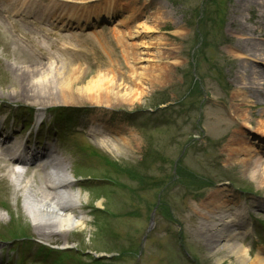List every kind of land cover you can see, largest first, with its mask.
<instances>
[{"label":"rangeland","instance_id":"1","mask_svg":"<svg viewBox=\"0 0 264 264\" xmlns=\"http://www.w3.org/2000/svg\"><path fill=\"white\" fill-rule=\"evenodd\" d=\"M238 1L55 0L71 10L69 19L75 21L59 29L34 0H19L15 6L0 0V121L7 117L5 126L19 134L12 140H30L33 148L37 141L43 146L44 135H55L63 123L53 109H70L65 135L53 150L67 155L72 189L87 197L80 210L83 227L42 237L27 212L23 188L29 179L40 185L44 173L18 174L17 183L10 163L0 160V241L14 239L19 229L28 236L0 244L2 264H55V258L37 254L41 246L52 247L62 264H238L222 248L221 226L216 227L231 224L234 213L247 228L238 242L249 247L252 257L264 248V184L256 177V159L248 167L230 159L236 138L244 137L253 157L264 142V135H258L264 132V100L245 101L251 87L264 95L250 71L254 63L264 70V57L255 62L251 51L258 44L264 50V37H259L264 34V16L259 17L264 0H256L252 10L242 5L237 13ZM109 8L120 12L104 18ZM241 27L247 34L238 40ZM135 52L148 60L143 66L157 68L165 79L124 80L131 79L128 62ZM68 59L79 60L87 71L75 87H84L98 70L114 64L125 88L140 96L121 102L106 95L99 106L94 97L76 91L67 104L55 79L37 87L27 75V68L43 65L49 76L57 62ZM116 64L122 68L115 69ZM32 110L46 118L39 132L33 120L31 128H22L13 119L28 120ZM95 121L116 129L113 144L109 137L100 144V137L90 135ZM124 140L131 147L122 145ZM213 199L223 204L214 215L220 220L210 214ZM152 216L155 227L149 231Z\"/></svg>","mask_w":264,"mask_h":264},{"label":"bare ground","instance_id":"2","mask_svg":"<svg viewBox=\"0 0 264 264\" xmlns=\"http://www.w3.org/2000/svg\"><path fill=\"white\" fill-rule=\"evenodd\" d=\"M55 0H53L50 4H44V1L41 0L37 3L34 0L36 9L41 13L43 12L46 16H50L54 23H52L54 26L55 23H59L61 26L59 29H62L64 26H68L71 23H75V21L70 20L69 18L73 15V13H70L71 10L69 8L66 9V5L63 6L60 4L53 3ZM82 1H96V0H82ZM19 0H10L11 5L18 4ZM256 0H239L237 5L234 7V12L239 11L240 7L242 5L251 7ZM87 3V2H86ZM100 7V6H95ZM23 8L24 5H23ZM103 9V7H101ZM251 9V8H250ZM252 10V9H251ZM84 11V10H83ZM96 11V10H94ZM120 11L115 10L114 8L106 9V12H104V18H111L117 15ZM264 12V6L261 13ZM16 13L20 15L26 14V10L23 11V9H16ZM30 13L28 12L26 16H29ZM263 15H259L260 19L263 17ZM101 18V17H100ZM67 20V24L65 25V22ZM237 14L236 16H233L232 24H235L237 22ZM51 26V25H50ZM58 27V26H56ZM65 27V28H66ZM149 30V29H144ZM247 31L245 28L241 27V34H238V40H242L243 36H246ZM259 37H264V34L259 33ZM75 38V36L73 37ZM75 40V39H72ZM71 40V41H72ZM258 44V43H256ZM259 45V44H258ZM256 45L255 47L251 48V51L253 52L252 57L253 61L255 62H261L262 56L264 57V50ZM140 46V45H139ZM239 51H241L240 48H238ZM135 59L132 60V62H128V65L130 66L131 70V79L127 77L128 79L124 78V80H128L132 83H136V81L140 82H147V83H154L159 82L160 80H164L165 77L163 75V72H160L158 74L157 68L155 67H147L143 66L145 62L148 60L145 59L144 54L141 53H134ZM61 63V65H60ZM55 65V64H54ZM37 66L33 69L27 68V75L33 79V82H36V86L40 87L42 83H51V79H55V82L57 84L58 90L63 97L64 103H70V101L73 96V94L77 91L79 93L78 95H88V97H94L96 100L93 102L96 105H102L103 98L106 97V95L113 94L116 99H119L121 102H131L135 97H139L140 93L137 91H134L131 88H125L124 83L121 82L122 79L118 78V76L114 73V64H111V69H106L104 72L100 73L99 70L95 75H92L90 79L86 82V85L84 87H75L82 83V74L85 71L82 68V63L77 60H65L63 62H57L56 67L54 68V71L51 69V74L54 72V76H48L45 74V67ZM117 66V64H116ZM261 66L256 65V63L253 64L251 67V77L252 80H255L254 85H258L257 80H259V83L262 84L264 88V70L259 69ZM122 67H116L115 69H119ZM102 69V68H101ZM83 71V72H82ZM161 71V70H160ZM82 72V73H81ZM87 72V71H85ZM157 72V73H156ZM124 76V75H122ZM241 77V76H240ZM239 77V78H240ZM50 78V79H49ZM166 78L170 80L171 75L168 73L166 75ZM244 78L242 77L241 81H244ZM84 82V81H83ZM244 83V82H243ZM245 84V83H244ZM246 85V84H245ZM249 88V87H248ZM245 87V89H248ZM250 90H247V98L245 101L248 103H252L253 100H255V103H260L264 100L263 91H259V88L251 87ZM136 93V94H135ZM137 100V99H136ZM108 105V104H106ZM100 127H93L91 129V133L94 136L100 137L99 141L100 144L104 143L108 137L109 140L108 143H112V141H115V138L112 137L111 133H116V129L107 127V126H101ZM261 134L264 135V132H258V135L261 136ZM119 136V135H117ZM244 138V137H243ZM242 137H238L235 139V147L232 149V153L230 155V159H235L238 161L239 164H246L247 167L251 166V160L256 159L255 164V170L258 174L256 177H262V184H264V142L263 145L260 147L261 149L256 151L258 156H252L248 148H245V142ZM9 142L7 139L4 141V143ZM122 145L131 147L130 142L126 143L125 140L123 141ZM248 143H250V140H247ZM259 144V143H258ZM9 145V143H7ZM15 151L12 160L14 162H18L19 164H22L23 161L26 160H34V159H40V157L48 158L50 161V165L52 168V172L46 173L45 179L43 181H40V185H36L35 181L33 179H29L25 181L24 191L27 194L26 197V208L27 212L32 218V220L36 223V226H38L40 230V235L45 238H51L55 237V235H59L60 233H67L72 232L74 230H77L86 223L85 214L82 213L81 207L83 200L87 199L85 195H83L82 191H73L72 186L74 185L73 176L69 172L68 168V162L63 160V164L60 159H57L55 157H51L50 151L45 156L35 153V151H29V148L25 146L24 149L21 147H18L17 145L8 146L7 149L4 150V154L8 156L9 152ZM54 154V152L52 153ZM245 155H247L248 159H244ZM40 156V157H39ZM255 161V160H254ZM246 167V168H247ZM251 169V168H250ZM253 169V167H252ZM12 173V176H16L14 171H10ZM247 173V170H246ZM16 179V177H15ZM17 180V179H16ZM21 179L17 180V183H19ZM219 204V205H218ZM98 206H101V203H98ZM210 207H213L214 212H210V214L213 215L214 220H220L218 218H215V214L219 211H222L224 209L223 204L219 202L218 199H213L210 203ZM78 210V213L80 214V217H78L75 213V211ZM217 211V212H215ZM237 213H234V218L231 221V224L228 222H224L223 225L217 224L216 227L219 228L221 226L220 230L217 231L218 233V239L221 243L222 248L227 251V253L231 256H233L238 264H264V249L260 248L258 249L256 255L254 257L251 256V251L249 248H247L245 245L239 243V235H241V232L238 230H243V232L246 234L245 227H242L241 221L242 216L236 215ZM237 216V217H236ZM228 225V226H226ZM238 229L231 230V229Z\"/></svg>","mask_w":264,"mask_h":264},{"label":"trees","instance_id":"3","mask_svg":"<svg viewBox=\"0 0 264 264\" xmlns=\"http://www.w3.org/2000/svg\"><path fill=\"white\" fill-rule=\"evenodd\" d=\"M18 234H21V235L18 236ZM20 238H26L25 233L21 229H19V231L17 233H15L14 239H20Z\"/></svg>","mask_w":264,"mask_h":264}]
</instances>
